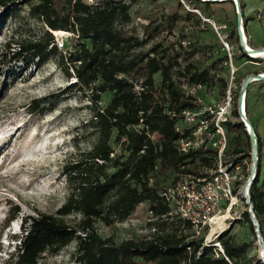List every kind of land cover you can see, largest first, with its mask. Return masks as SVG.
<instances>
[{
  "label": "trees",
  "instance_id": "obj_1",
  "mask_svg": "<svg viewBox=\"0 0 264 264\" xmlns=\"http://www.w3.org/2000/svg\"><path fill=\"white\" fill-rule=\"evenodd\" d=\"M136 1L0 0L3 11L0 36L23 3L30 5L31 17L48 29L43 37L11 40L5 47L14 50L15 61L27 66L41 67L55 60L68 80H76L65 91L90 92V119L85 128L94 137L90 150L67 161L64 171L71 188L67 201L55 214L30 216L21 222V234L12 236L18 245L5 264H40L48 255H58L72 244H76L74 264H242L250 251L251 244L236 243L227 230L219 240L229 261L221 254L217 256L215 247H204L199 255L203 239L193 238L191 224L180 217L169 222L172 209L162 190L177 180L183 166L194 164L204 153H184L179 149V141L191 129L185 126L177 130L178 124L183 125L182 118L172 116L171 112L179 113L190 104L184 101L172 80L173 68L178 64L173 44L169 49V45L158 43L145 53H136L151 39L127 31L132 21V4ZM244 7L242 3V10ZM54 32L72 33L65 43L66 54L58 48ZM236 35L239 43L237 32ZM213 65L203 69L189 65L187 72L192 81L208 82ZM222 82L226 89L228 82L225 79ZM105 94H111V99L102 106ZM47 101H36L32 112H42L45 109L42 105H55L59 95L53 94ZM234 115L238 116L237 110ZM225 126L230 152L238 155L245 151L246 139L240 143L241 137H246L251 146L242 124L228 122ZM256 135L260 161L262 143ZM247 178L244 170L242 182ZM250 198L264 238V179L261 180L260 162ZM142 204H147L153 218L171 230L161 234L153 227L151 238L121 243L100 235L98 222L107 227L124 223ZM11 205L0 230V240L21 213L18 205ZM70 216L78 219L73 225L67 221ZM243 219L255 235L247 210Z\"/></svg>",
  "mask_w": 264,
  "mask_h": 264
},
{
  "label": "rangeland",
  "instance_id": "obj_2",
  "mask_svg": "<svg viewBox=\"0 0 264 264\" xmlns=\"http://www.w3.org/2000/svg\"><path fill=\"white\" fill-rule=\"evenodd\" d=\"M238 1L241 14L245 19L248 18L245 22V32L249 46L255 49L264 48V0ZM87 2L94 3L95 0ZM213 3L215 5L207 7L203 0H137L132 4V21L127 26V31L142 39L146 36L151 38L148 45L136 53H145L158 43L169 45L168 48L171 49L172 38L170 40L169 38L174 36L175 32L182 37L186 36L191 42V48L194 49L185 59H193L198 69L214 64L217 78L213 81L212 92L213 97L218 100L225 91L223 79L228 85L231 81V67L223 65L229 57L219 34L209 23H205L202 17L214 21L217 25L226 24L228 33L230 35L233 33L228 43L236 69L232 81V96L237 102L244 81L252 74L264 73V59L251 61L238 43L236 32L238 33L239 23L235 2ZM242 3L245 5L243 10ZM29 10L30 5L23 3L15 16L9 19L5 32L0 36V230L10 208L13 207L11 204L18 205L21 211L1 237L0 264H5L10 254L15 251L14 247L18 242H12L14 240L12 236L21 234L20 226L23 220L40 214H55L67 201L71 189L64 171L67 161L90 150L94 140L92 131L85 128L86 122L90 119L88 108L91 104L88 97L90 92L65 91L76 80H68L55 60L41 67L27 66L22 61H15L12 57L14 50L5 47L11 40H29L45 35L48 29L32 18ZM2 12L0 8V14ZM60 33L54 32L52 35L62 37ZM71 36V34L64 36L66 44ZM62 50L66 54V46ZM208 50L213 53L211 57L205 55ZM53 94L59 95V101L55 105H42L45 106L42 112H32L36 101L43 99L50 101ZM201 96L209 101L205 92H202ZM110 99L111 94H105L101 105L106 106ZM247 103L254 131L256 130L262 143V157L258 162L261 163L263 180L264 81L250 84L247 90ZM231 117L234 122H239L234 110ZM244 140L245 151L241 156L249 179L253 166L252 146L249 147L246 137H241L240 143ZM246 182L242 184L243 187ZM239 199L236 209L239 213L238 220L241 222H233L227 230L236 243L251 244L242 264H264L258 238L243 219V212L248 211L249 207L244 198ZM171 216L169 222L179 219L174 211ZM77 220L75 216L67 218L72 225ZM152 223L154 225H150ZM153 227L161 234L171 230L170 226L162 225L153 218L147 204L140 205L124 223L112 227L97 223V229L102 237H113L118 243L128 239L151 238L154 233ZM75 251L76 244H72L58 255H48L40 264H74Z\"/></svg>",
  "mask_w": 264,
  "mask_h": 264
},
{
  "label": "built area",
  "instance_id": "obj_3",
  "mask_svg": "<svg viewBox=\"0 0 264 264\" xmlns=\"http://www.w3.org/2000/svg\"><path fill=\"white\" fill-rule=\"evenodd\" d=\"M233 2L236 5L238 3L237 0ZM199 15L202 17L200 13ZM202 19L219 34L223 48L228 53L229 58H226L223 65L231 67V81L221 99L216 100L212 90H214L213 81L217 78V70L210 68V81L208 82L192 81L187 67L196 65L193 59H185L193 52L191 42L176 32L169 38V40L172 38L170 44H173L178 54V64L173 68L172 80L180 89L184 101L190 104L189 107L181 109L179 113L171 112L172 116L182 118L183 125L178 124L177 130H182L185 126L191 129L190 134L179 141V149L184 153L201 151L204 154L198 157L194 164L183 166L181 172L178 173L177 180L165 187L161 194L172 211L191 224L193 238L203 239L199 255L204 247H215L218 250L217 256L221 254L229 261L219 238L233 222L239 219L236 208L240 202L239 197L245 199L242 184L248 178L242 182L245 170L242 153L237 155L229 151L230 140L225 124L240 123L249 135L251 129L247 122L251 123V121L247 113V92L242 93L241 87L237 102L232 96V81L235 78L236 69L233 64L231 46L228 43L230 35L227 31L228 26L226 24L217 25L214 21L203 17ZM239 33L242 38L243 33H246L244 20L238 25V36ZM61 34L62 37L55 35V40L58 47L63 49L64 36L72 35V33L63 32ZM244 53L251 58V61L263 59L253 57L249 50ZM212 54L211 50L205 53L207 57H211ZM202 92H205L209 101L201 96ZM235 103L237 107L234 108ZM232 110H237L238 116L235 117L239 119V122L233 121ZM251 126H253L252 123ZM221 218L223 224L219 226L217 219Z\"/></svg>",
  "mask_w": 264,
  "mask_h": 264
},
{
  "label": "water",
  "instance_id": "obj_4",
  "mask_svg": "<svg viewBox=\"0 0 264 264\" xmlns=\"http://www.w3.org/2000/svg\"><path fill=\"white\" fill-rule=\"evenodd\" d=\"M202 1V0H201ZM223 1H233V0H207L204 2H223ZM237 10H238V23H240L243 19V15L241 14V9H240V4L239 1L237 0ZM239 39H240V46L241 48L244 50V52H247V47H246V43L244 42L242 35L239 33ZM254 78H257L259 81H264V77L260 74L255 75L252 74L251 76H249L243 83L242 85V93L247 92L248 87L250 86V84H252L254 81ZM245 120H247L245 118ZM248 121V120H247ZM247 123H250L249 121ZM251 124V123H250ZM250 137V142H251V146H252V159H253V166H252V173L251 176L249 177L248 181L246 182L244 188H243V193H244V197L246 199V204L249 207V214H250V218L251 221L253 223L254 226V232L258 238V245L261 247V252H262V257L264 259V245H263V238L262 235L260 233V225L256 219V216L254 214V209H253V205L251 203V198H250V188L254 182V179L256 177L257 174V162L259 160L258 158V152H259V146H258V138L257 135L254 131V127L252 126V131L251 134H249Z\"/></svg>",
  "mask_w": 264,
  "mask_h": 264
},
{
  "label": "bare ground",
  "instance_id": "obj_5",
  "mask_svg": "<svg viewBox=\"0 0 264 264\" xmlns=\"http://www.w3.org/2000/svg\"><path fill=\"white\" fill-rule=\"evenodd\" d=\"M203 1H207V0H203ZM61 33H63V32H61ZM61 33H60V34H61ZM243 40H244V42L246 43L247 50H249V52L252 54L253 57H255V58H263V59H264V49H256V50H253V49L249 46V44H248V42H247V36H246V33H243ZM260 75H262V76L264 77V73H261ZM254 81H259V80H258L257 78H254ZM248 125H249V128H250L251 131H252V126H251V124L248 123ZM217 222H218L219 226H222V224H223V219H222V218H221V219H217Z\"/></svg>",
  "mask_w": 264,
  "mask_h": 264
},
{
  "label": "crops",
  "instance_id": "obj_6",
  "mask_svg": "<svg viewBox=\"0 0 264 264\" xmlns=\"http://www.w3.org/2000/svg\"><path fill=\"white\" fill-rule=\"evenodd\" d=\"M248 19V18H247Z\"/></svg>",
  "mask_w": 264,
  "mask_h": 264
}]
</instances>
